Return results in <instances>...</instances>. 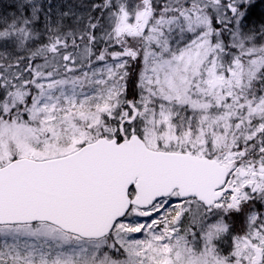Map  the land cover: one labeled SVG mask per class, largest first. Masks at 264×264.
Returning a JSON list of instances; mask_svg holds the SVG:
<instances>
[{"label": "snow or ice", "instance_id": "snow-or-ice-1", "mask_svg": "<svg viewBox=\"0 0 264 264\" xmlns=\"http://www.w3.org/2000/svg\"><path fill=\"white\" fill-rule=\"evenodd\" d=\"M0 264H264V0H0Z\"/></svg>", "mask_w": 264, "mask_h": 264}]
</instances>
